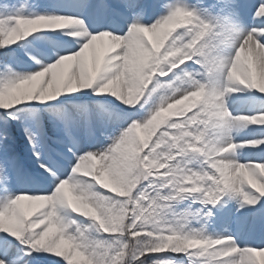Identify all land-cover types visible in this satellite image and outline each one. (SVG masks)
I'll use <instances>...</instances> for the list:
<instances>
[{
  "label": "snow or ice",
  "instance_id": "obj_1",
  "mask_svg": "<svg viewBox=\"0 0 264 264\" xmlns=\"http://www.w3.org/2000/svg\"><path fill=\"white\" fill-rule=\"evenodd\" d=\"M0 264H264V0H0Z\"/></svg>",
  "mask_w": 264,
  "mask_h": 264
},
{
  "label": "rangeland",
  "instance_id": "obj_2",
  "mask_svg": "<svg viewBox=\"0 0 264 264\" xmlns=\"http://www.w3.org/2000/svg\"><path fill=\"white\" fill-rule=\"evenodd\" d=\"M32 2H37V0H32ZM38 2H45V0H38Z\"/></svg>",
  "mask_w": 264,
  "mask_h": 264
}]
</instances>
